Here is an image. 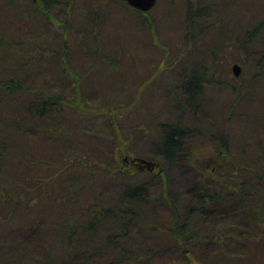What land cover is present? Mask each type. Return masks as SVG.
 I'll return each instance as SVG.
<instances>
[{"label": "rangeland", "instance_id": "1", "mask_svg": "<svg viewBox=\"0 0 264 264\" xmlns=\"http://www.w3.org/2000/svg\"><path fill=\"white\" fill-rule=\"evenodd\" d=\"M102 1H98L101 5L97 8L98 4L92 5L93 0H66L56 6L51 18L46 16L20 32V40L24 42L18 49L22 50L19 57H27L32 63L30 85L33 91H49L63 97L65 117L69 121V124L58 122L68 126L65 133L40 134L36 139H29L32 146L51 162H69L82 154L89 162L96 157L110 162L114 152H119L116 138L121 133L123 139H128L127 149L134 154L131 158L126 153H121L122 157L116 154L117 157L126 165H133V159L139 157L148 159L154 152L151 136L157 134H152V130L161 121L181 115L185 98L181 89L194 68L202 62L208 68L214 64L211 71L217 70L219 74L206 84L207 112L217 119L220 129H228L226 136L230 140L231 156L245 157L248 162L252 155L254 167L262 174H256L260 179L254 178L255 172L249 177L252 181L245 188L244 199H250L253 204L264 201V84L260 85L259 93L251 92L250 87L242 88L239 99L235 89L239 80H235L238 77L232 69L233 64L238 63L242 67L240 76L249 75L248 66L241 62L244 53L239 51L251 52L255 47L264 46V30L255 38L246 37L264 19V0H203L202 4L210 8L212 16L193 20L190 28L189 18L192 19L197 5L186 0H158L147 15L127 6L126 0ZM11 12L13 9L5 13L6 17L11 16ZM62 38L66 41L68 63L76 72V78L66 70L63 62ZM215 46H225L218 51L217 63L212 62L210 53ZM13 58L14 55L8 56L7 60L13 61ZM230 58L235 59L231 61ZM205 60L210 61L211 66ZM79 93L80 100L76 99ZM13 106L10 104L4 111L7 120H10ZM70 136L79 140L76 146ZM188 147L191 151L194 149V161L189 160L186 150L170 166L167 171L169 192L182 200L193 191L209 189L207 185L217 186L220 192L221 186L215 185L214 177L206 174L215 171L218 163L214 140L197 132L189 140ZM253 155L257 157L254 159ZM78 169L73 166L70 172L54 181L48 179L47 170L36 172L43 181L30 185L32 189H40L44 201L28 209L24 217L27 227L46 221L44 213L51 203L60 207L62 200L57 199L64 193H72V189L76 190L83 183L85 195L98 196L103 206L119 202L121 182L113 183L111 178L115 172L107 171L94 180L90 177V169L83 172V179ZM140 177V181L148 184L152 195L162 196L159 179L146 173ZM9 178L16 181L12 175ZM75 183H79L77 188ZM225 199L226 202L220 204L223 206L214 213L198 219L199 234L191 247L185 244L180 248L173 240V233H166V229L150 232L147 225L133 224L122 235L117 234L116 248L122 252L121 260H124L121 264L132 260L145 264H193L191 258L185 257L189 251L210 264H253L248 261L250 255L246 246H237L236 235L245 230L236 210L241 200L235 195ZM61 209H66V205ZM218 214L227 217L222 226L217 225ZM157 215L161 217L158 221H166L169 207H160ZM14 222L12 218L9 226ZM8 231L0 237V264L6 256L8 258L7 252L17 256L18 245L32 240L31 233L27 237V231H32L30 227L22 236L19 235L23 232L7 235Z\"/></svg>", "mask_w": 264, "mask_h": 264}, {"label": "trees", "instance_id": "2", "mask_svg": "<svg viewBox=\"0 0 264 264\" xmlns=\"http://www.w3.org/2000/svg\"><path fill=\"white\" fill-rule=\"evenodd\" d=\"M98 1L93 0L92 5L98 4L96 5L98 8L101 5ZM186 1L197 5L192 19L189 18L188 28L193 25V20L209 19L212 16L210 8L202 4L203 0ZM63 2L66 0H0V237L8 229L10 231L7 235L23 232L19 236L25 235L27 228L32 229L27 231V237L31 233L32 240L29 243L25 240L18 245L17 256L7 252L8 258L6 256L2 263L121 264L124 260H121L122 252L116 248L117 234L122 235V232L128 231L133 224L140 227L147 225V230L150 232L166 229V233H173V240L180 248L185 244L191 247V242L199 234L198 219L207 213H214L215 209L223 206L220 204L226 202L227 196L235 195L238 200H241L236 210L241 219L240 224H244L245 228L242 233L236 235L237 246H246L250 255L249 262L264 264V201L253 204L250 199H244L245 188L252 181L249 177H252L255 172L254 178L260 179L258 176L262 174L254 167L252 155L248 162L245 157L231 156L230 140L226 136L228 129H220L217 119L207 112L206 84L209 80H215L219 74L217 70L211 71L214 64L208 68L206 63L202 62L194 68L193 74L181 89L185 96L181 115L177 119L161 121L152 130V134L157 133L155 137L151 136L154 152L149 154L148 159L143 158L153 162L155 158L158 160L156 163L159 167L154 171L148 170L138 162L126 165L120 157L116 156V154L119 156L121 153H126L131 158L134 154L127 149L128 139H123L121 133H118L116 138L119 152H114L115 155L110 162L109 160L101 161L100 157L89 162V160L86 161L84 154L81 157L75 156V159L69 162H60V160L51 162V159L46 155L43 156V153L41 154L37 148H34L35 146H32L29 139H36L40 134L65 133L68 126L62 123L69 124V121L65 117L63 97L49 91L43 93L33 91L30 85L32 63L27 57H19V52L22 50L18 49L24 42L20 40V32L28 26H33L35 21L45 19L46 16L51 18L56 6ZM12 9V15L6 17L5 13ZM138 12L143 15L149 13ZM91 17L96 23L94 15ZM257 28L248 32L246 37H257L259 31L264 30V19ZM17 42L22 44L17 45L20 44ZM65 43L66 41L62 38L61 49L64 53L61 56L66 70L76 78V72L68 63L69 56ZM240 44L244 46L243 42ZM58 47L60 48V45ZM224 47L215 46L214 50L210 51L212 62L219 61L218 51L221 52L225 49ZM239 52L244 53L241 54L243 56L241 62L248 66L250 72L249 75L235 78L236 81L239 80L235 89L237 98L240 99L242 88L250 87L253 89L251 92L259 93L260 85L264 84V46L255 47L251 52L244 50ZM13 55V61H8L7 57ZM234 59L230 58L231 61ZM205 61L208 62V60ZM207 64L210 65V61ZM77 96L76 99L80 100L81 94ZM171 102L172 99L170 104ZM10 104L14 106L10 110V120H7L4 117V111ZM61 120L63 122L59 124ZM197 132L209 136L215 142L218 163L215 171H209L206 174L214 177L215 185L221 186V190L219 192L217 186L207 185L209 189L193 191L182 200L169 192L167 171L176 159L182 156L183 151L187 150L189 160L194 161V149L191 151L188 143ZM69 138L75 142V144L72 143L75 146L79 142L77 138L74 139L72 136ZM256 157L253 155L254 159ZM73 166L79 168L77 173L81 177L84 175L83 172L94 167L89 170L90 177L94 180L97 176L101 178L107 171L115 172L111 178L113 183L121 182L119 202L110 207L103 206L98 196L85 195L84 183L79 188H77L79 183H75L76 190L72 189V193H64L61 199H57L62 200L61 206L66 205V209H61V206L53 205L52 202L44 213L47 220L27 227L24 217L28 209L44 201L40 189H32L30 185L43 181L41 175L38 176L36 172L41 169L47 170L50 173L48 179L53 180L66 175ZM142 173L162 182L161 197L152 195L148 184L140 181ZM256 174L259 175L256 176ZM9 175L14 176L16 181L13 182ZM40 186L44 189L43 183ZM160 207H169L170 215L166 221H158L161 218L157 215ZM217 217V225L222 226V222L227 217L222 214H218ZM12 218L15 222L9 226ZM185 257L191 258L193 264H210L199 260L193 251H189ZM124 264L145 263L132 260Z\"/></svg>", "mask_w": 264, "mask_h": 264}, {"label": "water", "instance_id": "3", "mask_svg": "<svg viewBox=\"0 0 264 264\" xmlns=\"http://www.w3.org/2000/svg\"><path fill=\"white\" fill-rule=\"evenodd\" d=\"M126 1L131 7H133L136 10H140L142 12H149L155 7L158 0H126ZM232 69L236 77H239L242 74V67L238 63H235ZM133 162L141 163L150 171H154L157 167H159V165L156 162L143 158L133 159Z\"/></svg>", "mask_w": 264, "mask_h": 264}]
</instances>
